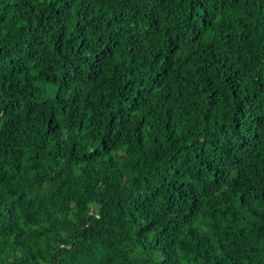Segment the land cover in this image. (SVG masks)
<instances>
[{
  "label": "trees",
  "instance_id": "trees-1",
  "mask_svg": "<svg viewBox=\"0 0 264 264\" xmlns=\"http://www.w3.org/2000/svg\"><path fill=\"white\" fill-rule=\"evenodd\" d=\"M0 264H264V0H0Z\"/></svg>",
  "mask_w": 264,
  "mask_h": 264
}]
</instances>
